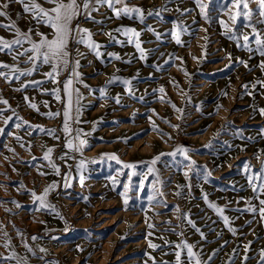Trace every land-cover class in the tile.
I'll return each mask as SVG.
<instances>
[{
	"label": "rangeland",
	"instance_id": "374dc122",
	"mask_svg": "<svg viewBox=\"0 0 264 264\" xmlns=\"http://www.w3.org/2000/svg\"><path fill=\"white\" fill-rule=\"evenodd\" d=\"M37 2L44 8L53 6L46 0ZM201 3L206 5L207 19L194 0H129L130 7L145 10L143 23L136 18L117 19L106 6L92 13L97 21H105L103 24L83 18L73 22V26L79 23L91 30L93 39L103 46L99 49L102 55L97 57L83 45H69L73 54L77 48L83 54L78 57L82 83L74 87L82 93L84 107L81 122L70 121L72 128L87 134L81 136L87 141L82 153L66 147V140L71 137L62 131L64 104L44 94L45 89L57 86L46 81L44 73L50 71L49 66H41L34 75L11 84L0 78V100L8 101L7 105L0 103V109L10 108L31 126L17 128L19 121L14 120L5 128L3 119L12 112L5 111L0 116V128L5 129L0 133V200H15L22 205L17 208L15 204L0 203V255L9 254L2 246L7 232L15 251L27 257L28 264H176L175 252L179 249L174 246L181 241L194 245V251L204 261L227 241L212 264H228L233 249H237L235 264H245L244 245L251 241L246 264H259V253L264 249V222L241 210L247 207L248 200L258 204L244 165L250 162L258 169L257 156L264 159V115L260 112L264 109V85L257 83L264 81V69L259 67L264 56L245 49L242 37L230 38L239 36L240 31L250 32L243 27V19L236 25L239 31L226 34L219 21L232 25L228 12L222 10L224 0ZM177 8L190 11L181 16ZM153 10L160 15H147ZM7 11L22 31L33 29L36 41L40 39L36 32L51 38V29L37 25L31 15L17 16L22 13L20 3H11ZM0 23L8 20L0 17ZM177 23L184 29L175 28L180 44L171 35ZM121 26L140 33L138 40L145 59L140 58L135 40L129 43L123 33L114 31ZM0 36L12 39L14 33L0 28ZM251 47L254 49V42ZM108 53H115L120 59L109 57ZM24 59L21 58L20 67H31ZM0 61L14 63L4 53H0ZM239 61L246 62L247 67ZM68 75L65 71L57 76L61 89ZM113 76L130 80L131 85L119 81L109 85ZM41 80L46 81L42 86L30 85L16 91L28 81ZM102 88L106 90L101 92ZM161 88L163 92L159 91ZM60 94L63 99V92ZM31 103L38 110L30 107ZM49 111H59L61 115L54 119L42 115ZM43 129H56L59 139ZM210 142L211 147H205ZM177 146H187V160L180 155H161ZM49 148L53 149L50 159L59 166V175L42 159ZM65 152L67 157L59 159ZM103 154H115L121 163L110 161ZM158 155L160 160L151 164ZM81 161L84 167L77 173L75 169ZM189 161H195L196 166L184 167ZM123 164L135 167L126 169ZM69 171L70 186L66 188ZM130 172L135 175L125 190ZM157 176L161 182L156 181ZM21 182L38 195L56 183L47 197V205L52 207L38 210L39 204L33 203L28 192L18 190ZM260 198L264 199V195ZM209 203L224 209L223 216L228 217L229 224L208 207ZM189 218L195 228L187 223ZM229 228L237 231L233 234ZM33 236L38 239L32 240ZM23 242L43 259L27 253ZM150 243L158 247L153 249ZM181 259L186 262L183 253Z\"/></svg>",
	"mask_w": 264,
	"mask_h": 264
},
{
	"label": "snow or ice",
	"instance_id": "6c2138e0",
	"mask_svg": "<svg viewBox=\"0 0 264 264\" xmlns=\"http://www.w3.org/2000/svg\"><path fill=\"white\" fill-rule=\"evenodd\" d=\"M20 3L22 5V13H17L18 17H22L23 14H28L32 16L33 21L37 25L43 24L51 29V38L45 33L36 32V35L40 37L39 41H36L33 38V29L29 28L27 32L22 31L18 26L17 22L12 20L10 17L9 6L11 3ZM47 3L53 5L51 8H44L41 6L37 0H6L4 3H0V17L5 18L8 20V23H0V28L5 29L6 31L13 32L14 38L7 39L3 36H0V53H4L10 55L13 59L14 63L9 65L3 61H0V78H3L7 83L11 84L22 77H30L34 75L41 66H49L50 71L44 73L47 82H52L57 86L51 90H44V94H48L53 96L57 101H62L64 104L62 115H63V124H62V131L66 134L67 137H71L70 139L66 140V147L71 149L74 152H81L83 148L87 146V141L85 139H81V136L87 135L79 128H72L70 126V121L72 123L78 124L80 123V115L82 112V108L84 107L81 103L83 96L82 93L79 91L78 88L74 87V84L82 83V77L79 72L80 60L78 57L82 56L83 54L79 52L77 48L75 54L70 50L69 45L70 43H74L76 45H83L89 49L90 52L94 53L97 57H100L102 54L99 51L102 45L96 42L93 39V33L91 30L87 28L80 27L79 23H76L73 26V22L83 18L84 21H91L93 23L103 24L105 21L100 20L97 21L95 17L92 15L93 12H99L100 8L106 6L109 10L113 12L115 18L119 19L122 17H126L129 19H139L141 23L144 21V12L145 10L139 6L130 7L129 0H46ZM194 2L199 6L201 15L207 19V15L205 13V7L201 0H194ZM255 5L256 7H250V5ZM119 6V7H117ZM166 10V9H165ZM223 11L228 12V18L231 21V27H229L228 23L225 20H220L219 23L223 28L227 30L226 34L232 33L235 34L239 31L236 28L239 19H243L245 21L243 27L245 29H250V32L245 33L243 31L239 32V36L232 35L230 38L239 39L242 37L243 40V47L249 51H255L260 56H264V28L260 26H264V0H224L223 3ZM177 11L180 12L181 16H183L186 12L190 10H181L177 8ZM147 15H160V12L157 10L148 11ZM113 17H108V19H112ZM195 22V21H194ZM181 28L183 31V27L180 24H174V29L171 30V35L176 39V43L180 44V38L178 33L175 31V28ZM115 32L123 33L125 37L128 38V42L132 43L135 40V47L140 51V58L145 59V53L143 48L141 47V43L138 40L140 33L137 32L133 28H128L121 26L114 30ZM102 34V33H101ZM110 39L112 38V34H108ZM254 42V49L251 47V44ZM27 44L28 47H24ZM109 57H114L115 59H120L118 55L115 53H108ZM21 58L24 59V63L27 65H31L28 68H21L20 67V60ZM240 63L244 64L247 67V63L244 61H239ZM91 64V62H89ZM127 63H131V61H127ZM261 69H264V62H261L259 65ZM68 71V77L62 82L63 87L61 89L60 81L57 80V76L62 74L63 72ZM45 80L41 81H28L21 86V88L16 89V91H23L27 89L30 85L33 87L42 86L43 83L46 82ZM119 81L125 86H130L131 81L128 79H122L119 76H113L107 82L109 85ZM257 83L264 85V81H258ZM84 87H89L88 85H83ZM243 88L247 89L248 85H242ZM255 87V85H253ZM106 89H100L101 92H104ZM61 91L63 92L64 96L63 99L61 97ZM160 92H163L164 89H159ZM129 94H132L131 87H128ZM223 95H227V93H223ZM107 99L108 97H104ZM25 101H28L29 98L25 96ZM142 99V98H141ZM116 103H120L119 98H116ZM0 103L7 105L8 101L6 99L0 100ZM45 107H47V102H44ZM33 109H37V105L31 103L29 105ZM175 108V105H173ZM38 110V109H37ZM71 111H74L75 115L71 114ZM5 111H11L12 114L6 116L3 119V123L5 128L9 125L12 121H19L15 124V127L20 128L22 125H27L31 127L28 121L24 120L22 117L16 115L14 111L9 109H0V116H3ZM179 111V109H177ZM262 115H264V109H260ZM42 115H46L50 119H54L57 116L61 115V112H51L42 113ZM167 122V121H166ZM175 127V126H174ZM5 131L4 128H0V133ZM43 131L47 134L52 136L54 139H59L58 136L55 135L56 129H43ZM19 141L21 138L16 137ZM250 139V138H249ZM23 147V145H21ZM205 147H211V142ZM189 149L187 146H177L176 149L170 153L161 154V155H168L172 158L177 157L178 155L183 156L185 160L188 159L187 153ZM53 152V149L49 148L44 153L42 159L47 161L52 170L59 175L60 168L57 164H55L50 159V154ZM68 153L65 154L59 159H65ZM107 157L110 161H115L117 164H120L121 161L115 154H103ZM161 155L156 156L152 161L151 164H156L157 161L160 160ZM35 159V158H34ZM257 159L260 163V167L258 169L254 168V166L248 162L244 165V172L246 179L248 181L249 187L252 189L254 196L253 199L258 201V204H253L251 200L246 201L247 207L242 209V212L251 213L253 216H259L260 220L264 222V199H261V195H264V159H260L257 156ZM95 162V161H93ZM196 166L195 161H189L184 167L187 169H192ZM84 167V162L81 161L76 166V172L80 173L81 169ZM135 165L133 164H123V168L126 169H133ZM149 171H152L149 168ZM40 175H46V173H38ZM135 173L128 174V184L124 185L125 190L130 187V183L132 180V176ZM185 176H188V172H184ZM71 176V171L66 174L65 177V187H69L70 185L67 183V179ZM81 181L83 180V176L80 177ZM157 182H161L159 180V176L156 177ZM113 183H117L116 179H113ZM144 181L141 179V185H143ZM18 190L23 189V191L28 192V194L32 197L33 203L39 204L38 210H44L45 208L52 207L47 205V197L50 191L54 190L57 187L56 183H52L49 186L45 187L43 192L39 195L35 191H30L21 183L18 184ZM179 187V186H178ZM159 195H163L158 189L156 190ZM123 195V194H122ZM176 195H180L179 192ZM150 200L152 197L149 198ZM204 199L207 201V196L205 195ZM0 203H11L15 204L17 208L22 207L19 202L15 200L11 201H4L0 200ZM125 204L128 203L127 199L124 201ZM166 206V201H164ZM208 207L214 209L217 214H220L223 218L224 223L227 225L229 224V219L227 216H223L224 209L218 207L215 204L209 203ZM11 211V209H8ZM187 223L190 224L192 227L195 228L194 222L189 218ZM250 223V222H249ZM149 227H154L153 225L149 224ZM2 231V229H0ZM197 232H200L201 236L203 237V233L200 231L199 228H196ZM229 231L235 232L237 231L234 228H229ZM17 232L21 237L23 236L22 233ZM179 235H183V233H179ZM4 239L5 243L2 245L6 250H8V255H0V264H28L27 257L20 256L14 249V246L11 244V237L8 236L7 232H4ZM32 240L38 239V237H31ZM228 242L226 241L225 244L221 245L219 249L213 251V253L208 257L207 261H204L201 258V254L194 251V245L188 244L186 241H181L179 244L175 245L176 249H179L175 252L176 256V264H212L214 258L219 254L220 251L226 246ZM251 241L248 245H244L245 249V256L244 262L246 264L247 260L250 258L247 256V252L250 250ZM23 246L25 247L27 253L31 256L43 259V257H37L36 252L32 249L26 242H23ZM151 248L155 249L158 246L156 244L150 243L149 245ZM44 249H40V252H44ZM182 253L186 256L185 260L181 259ZM237 255V249H233L232 254L230 255L228 264H235V259ZM260 261L259 264H264V249L260 250Z\"/></svg>",
	"mask_w": 264,
	"mask_h": 264
}]
</instances>
